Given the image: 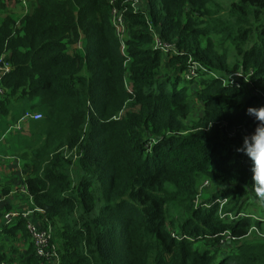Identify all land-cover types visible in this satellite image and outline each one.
Instances as JSON below:
<instances>
[{"label":"trees","instance_id":"obj_1","mask_svg":"<svg viewBox=\"0 0 264 264\" xmlns=\"http://www.w3.org/2000/svg\"><path fill=\"white\" fill-rule=\"evenodd\" d=\"M12 1L0 0L12 67L0 109L42 114L14 147L27 158L44 124L23 181L58 264H264V185L237 151L257 123L247 109L264 107V0H29L17 25ZM194 98L202 116L188 123Z\"/></svg>","mask_w":264,"mask_h":264},{"label":"built area","instance_id":"obj_2","mask_svg":"<svg viewBox=\"0 0 264 264\" xmlns=\"http://www.w3.org/2000/svg\"><path fill=\"white\" fill-rule=\"evenodd\" d=\"M29 0H13L11 3L6 2L7 10H10L12 13V8L14 5H19L21 10L19 17L15 20V25L19 24L21 21V18L25 17L28 10H29ZM113 13H115V10H113ZM14 16V13H13ZM15 18V16H14ZM118 21H122L121 17L119 16L117 19H114V24ZM156 46L159 45L160 47H164L165 50L168 49L170 45L166 43H162L159 41L158 38L155 39ZM201 68V66H199ZM11 65L8 61V58L6 57L5 52H2L0 54V94L1 98L4 95V89L3 85L1 86V81L3 77L10 72ZM198 65L192 64L189 65L186 70L184 71V78L186 79H192L197 72ZM229 79L231 82L236 81L237 79H240L241 81H245L246 83H250L248 79V75H245L241 72H234L229 74ZM42 118L41 112H33L30 110H24L22 113L18 116V118L15 121H7L8 125L4 126L3 133L0 135V142L4 140L5 136L9 132H13L16 129L20 130L22 127V123L27 120L37 121ZM5 158H7L9 161L11 157L7 155ZM209 186V181L204 180L202 184L200 185V188H206ZM199 188V194L197 198H195L194 203L197 204L199 201V197L202 196L200 193ZM21 192L28 198V205L25 208H17V209H10V210H4L2 212V215L0 217V230L2 227L8 226L14 222L15 219H24L25 221V228L27 231V234L29 236L30 242L33 246L34 256L37 258L39 264H58V250L57 245L54 242V231L50 227V225H46L44 218H39L38 215L42 214L43 210L41 208H37L34 206H31L32 204V196L28 192L26 185L23 184L20 187H16L14 189L9 190L6 194H0V205L7 202L9 198L13 197L16 192ZM224 202H221V206ZM224 217H231V215H224ZM172 236L176 235L174 232L171 233ZM234 239V237L231 236L230 232H226V235L224 236L225 241H229ZM4 264V262H2Z\"/></svg>","mask_w":264,"mask_h":264},{"label":"crops","instance_id":"obj_3","mask_svg":"<svg viewBox=\"0 0 264 264\" xmlns=\"http://www.w3.org/2000/svg\"><path fill=\"white\" fill-rule=\"evenodd\" d=\"M76 49H82L80 41L75 45L70 46L68 50L70 53H73ZM2 150L5 149L3 148ZM2 150H0V186H8L9 190L20 187L24 184L23 180L27 179L31 170V165L27 164L26 160L21 161L20 159H16L14 157L9 161L5 158L9 155V152L4 154L2 153ZM6 193L7 192H2L0 187V194ZM27 206H29L28 203L23 204V206H20L19 208H25ZM17 208L18 207L15 206L13 197L9 198L7 202L0 205V217L4 210ZM19 221H22L23 223L21 227L18 225ZM5 227L10 229L12 234L11 236L4 233L0 234V249L4 246L7 253H10V255H8V260L4 259L3 262L9 264H24V262L28 261L29 257L34 256L33 246L27 234L24 219H15L12 224ZM2 229H4V227L1 228L0 232Z\"/></svg>","mask_w":264,"mask_h":264},{"label":"rangeland","instance_id":"obj_4","mask_svg":"<svg viewBox=\"0 0 264 264\" xmlns=\"http://www.w3.org/2000/svg\"><path fill=\"white\" fill-rule=\"evenodd\" d=\"M30 5V4H29ZM19 9V10H18ZM21 10V8H20V6L19 5H14L13 6V8H12V11H13V13H14V16H15V19H17L18 17H19V15H20V11ZM21 19H23V18H21ZM121 30V29H120ZM120 37L122 38V39H124V37H125V33L123 32V33H121L120 34ZM78 50H82V49H78ZM232 51V50H231ZM233 52V51H232ZM182 76L184 77V73L182 74ZM198 89V86H197V84H195V83H193V84H191L190 85V92H192V91H195V90H197ZM26 110H28V109H26ZM24 111V110H23ZM30 111H32V110H30ZM5 111L3 110V109H0V135H2V131H3V129H4V126H5V128H6V126L8 125V123H7V121L9 120V118H8V116H7V114L6 113H4ZM33 112H35V111H33ZM38 112V111H37ZM22 113V112H21ZM202 116V109H201V105L199 104V102L198 101H196V98H194V101H193V103H192V112H191V115H190V118H189V120H188V123H191V122H193V121H195V120H197L198 118H200ZM10 119H12V117L10 118ZM28 125H27V123H26V126H25V124H23L22 125V127H21V129L20 130H18V129H16L15 131H13V132H9L6 136H5V138H4V140H2L1 142H0V150H2L3 148L5 149V150H2V153H6V152H9V156L11 157V158H16V159H20L21 161L22 160H26V161H31V159H29L28 158V156L31 154V150H30V148L32 147V148H34V147H37V146H39V145H41V143L43 142V133H44V124L43 123H37V124H34L33 125V132H32V134H31V138H28V142H27V145H28V148H27V158H23V157H21V156H19V155H17L16 153H15V147H14V145L17 143V145H18V139H17V133L19 132V131H22V130H25L26 129V127H27ZM2 132V133H1ZM10 137H11V139H10ZM1 152V151H0ZM31 163V162H30ZM26 167V166H25ZM210 189V184H209V186L208 187H206V188H200V193H201V195L203 196V195H205L206 193H207V191ZM13 199H14V201H15V206L16 207H20V206H23V204H27L28 203V198L24 195V194H22L21 192H16L15 194H14V196H13ZM263 200H264V195H263ZM263 200L262 201H259L262 205H264V203H263ZM262 209V210H261ZM262 211V212H261ZM257 212H258V214H260L261 216H264V209H263V207H258V209H257ZM255 233H256V236H258V231H254ZM253 237H255L254 235H253V233H251L249 236H248V238H253ZM54 241H56L55 240V237H54ZM0 251H3L6 255H10V253L8 252L7 253V251L5 250V248H4V246H2V248L0 249ZM10 257V256H9ZM8 260V259H7ZM4 264H7L6 262L4 263Z\"/></svg>","mask_w":264,"mask_h":264},{"label":"clouds","instance_id":"obj_5","mask_svg":"<svg viewBox=\"0 0 264 264\" xmlns=\"http://www.w3.org/2000/svg\"><path fill=\"white\" fill-rule=\"evenodd\" d=\"M246 114L257 123L252 133L243 137L242 145L237 151L251 160L255 183L264 185V107H249Z\"/></svg>","mask_w":264,"mask_h":264}]
</instances>
